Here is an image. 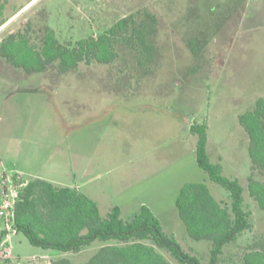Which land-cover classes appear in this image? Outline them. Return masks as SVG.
<instances>
[{
  "label": "rangeland",
  "instance_id": "1",
  "mask_svg": "<svg viewBox=\"0 0 264 264\" xmlns=\"http://www.w3.org/2000/svg\"><path fill=\"white\" fill-rule=\"evenodd\" d=\"M128 16L149 29L152 56L130 34L119 37L115 62L67 73L58 62L26 73L0 53V169L43 174L56 164L58 180L95 198L102 218L119 206L131 220L144 203L168 235L208 264L212 242L192 239L176 208L186 183H205L218 201L231 202L197 164L190 128L204 123L210 161L240 181L254 225L224 248L219 264H243L249 251L264 252V210L249 194L250 140L239 123L264 100V0H0V26L9 21L0 49L12 34L40 48L48 30L74 44ZM19 177L32 181L12 178ZM255 178L264 182L260 172ZM11 235L0 264H51L22 233ZM100 248L96 242L66 255L84 264Z\"/></svg>",
  "mask_w": 264,
  "mask_h": 264
},
{
  "label": "trees",
  "instance_id": "2",
  "mask_svg": "<svg viewBox=\"0 0 264 264\" xmlns=\"http://www.w3.org/2000/svg\"><path fill=\"white\" fill-rule=\"evenodd\" d=\"M147 17L156 23L153 15ZM127 34L149 56L154 54L149 29L136 24L134 16L121 19L96 38L88 37L68 45L59 43L53 30L46 32L40 48L12 34L3 40L0 53L7 63L26 73L45 72L57 62L60 72L67 73L82 64L115 62L119 58L118 39ZM239 123L250 140L249 194L264 210V182L255 178L259 172L264 175V100H258L254 110L241 115ZM190 129L197 136L198 166L211 181L229 192L231 202L218 201L205 183H188L179 191L176 208L192 239L212 242L208 264H219L224 248L253 229L252 214L244 204V188L240 181L224 176L222 165L210 161L208 126L197 123ZM15 232L22 233L34 247L64 254H78L100 242L101 248L86 264H173L163 251L179 264H202L198 257L186 252L173 235L164 231L149 207L142 206L128 221L122 218L119 207H114L102 218L98 204L79 190L58 187L41 179L29 181L19 191L15 204ZM6 235V231L0 230V245L5 242ZM52 264L73 263L62 258ZM243 264H264V252L249 251L244 255Z\"/></svg>",
  "mask_w": 264,
  "mask_h": 264
},
{
  "label": "crops",
  "instance_id": "3",
  "mask_svg": "<svg viewBox=\"0 0 264 264\" xmlns=\"http://www.w3.org/2000/svg\"><path fill=\"white\" fill-rule=\"evenodd\" d=\"M16 16V15H15ZM15 16H12L10 19H8L9 21H11ZM9 21H7L4 25H1L0 26V32L1 31H3V29L6 27V25L9 23ZM2 56V55H1ZM19 69V68H18ZM195 149H196V147H195ZM77 160V159H76ZM44 164H45V166L47 167V165L49 164V162L46 160L45 162H44ZM220 164V163H219ZM56 164H54V165H52V164H50V167L49 168H47L46 170H45V172L43 173V174H41V173H34V174H27V173H24L23 171H12V173L13 174H10L9 172H7L6 171V169H3V168H1L0 169V180H2V178H4L5 176L7 177V179H9L11 176H14V175H21V176H23L24 178H27V179H31V180H36V179H41V180H45V181H48V182H50V183H53L55 186H58V187H68V188H73V189H77V190H82L80 187H78V186H76V185H74V187H72V186H70V184L68 183V184H66V182L65 181H63V180H58V173L56 172ZM186 184H188V183H186ZM184 186V185H183ZM182 186V187H183ZM182 187H180V189L182 188ZM180 191V190H179ZM81 192V191H80ZM83 193V192H82ZM83 194H85L87 197H89L90 199H92L93 201H95L97 204H98V201L95 199V198H93V197H91L88 193H83ZM0 202H1V197H0ZM145 204L143 203L142 205H141V207L142 206H144ZM99 206V205H98ZM146 206V205H145ZM115 207H119V206H115ZM141 207H140V209H141ZM114 208V207H113ZM112 208V209H113ZM120 208V207H119ZM100 209V208H99ZM121 209V208H120ZM122 211V210H121ZM2 227H0V230H2L1 229ZM17 235V234H16ZM12 237V238H11ZM14 238V236L13 235H9L6 239H5V242L3 243V244H7V243H10L9 241L11 240V239H13ZM2 244V245H3ZM2 245H0V248H1V246ZM10 245V244H9ZM85 250V249H84ZM10 251L12 252V254H13V249L11 248V246H10ZM50 251H52V250H44V252L43 253H41V254H39V255H35V256H38V257H40V258H42V259H47L48 260V262H50L51 264H52V262H54L55 260H58V259H62V258H68L67 257V255L66 254H64V253H61V254H52ZM84 251H81L80 253H78V254H81V253H83ZM76 255V254H75ZM69 259V258H68ZM84 264H86V263H84Z\"/></svg>",
  "mask_w": 264,
  "mask_h": 264
},
{
  "label": "built area",
  "instance_id": "4",
  "mask_svg": "<svg viewBox=\"0 0 264 264\" xmlns=\"http://www.w3.org/2000/svg\"><path fill=\"white\" fill-rule=\"evenodd\" d=\"M15 176V175H14ZM11 176L9 179L5 176L0 180V227L7 232L6 238L15 230V204L19 191L23 189L28 180H14ZM21 182L20 184H17Z\"/></svg>",
  "mask_w": 264,
  "mask_h": 264
}]
</instances>
